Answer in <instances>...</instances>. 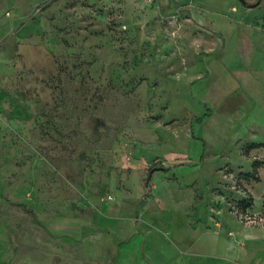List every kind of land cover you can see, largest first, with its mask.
I'll return each instance as SVG.
<instances>
[{
  "label": "rangeland",
  "instance_id": "rangeland-1",
  "mask_svg": "<svg viewBox=\"0 0 264 264\" xmlns=\"http://www.w3.org/2000/svg\"><path fill=\"white\" fill-rule=\"evenodd\" d=\"M246 1L31 0L0 36V264L236 235L264 176V0Z\"/></svg>",
  "mask_w": 264,
  "mask_h": 264
},
{
  "label": "crops",
  "instance_id": "crops-1",
  "mask_svg": "<svg viewBox=\"0 0 264 264\" xmlns=\"http://www.w3.org/2000/svg\"><path fill=\"white\" fill-rule=\"evenodd\" d=\"M12 1L17 10L16 19L13 20V22L0 19V36H9V34L14 31V26L12 27V24L21 21V19L25 17L24 15H26V12H29L33 6L31 0ZM6 15L12 16L13 14L8 10ZM259 178L257 182L244 179L245 181L243 183L245 184V188L238 189L239 192L241 191L244 194L243 196L240 194L237 205H241L240 199L245 200L242 201L241 208L251 213L264 215V186L262 185L264 176L260 174ZM245 203L247 204L245 205ZM239 218L245 225H234L236 231L235 236L230 230L227 233V238H217L212 244L199 239L187 241L186 245H189L191 249L190 251L183 250L184 255L177 257L164 255L156 261L151 257L149 258L147 255L145 256V254H141L137 249L135 253H131V249H120L118 259L120 262H123V264H264V222L251 223L242 219L240 215ZM220 224V230L224 229L227 231L230 229L228 228L229 225L224 227L225 225L221 222ZM220 230H216L217 234L221 233ZM200 245L215 246L220 252L212 254L207 251H202L197 248V246ZM122 246L121 244V247ZM137 246L138 245H136V247ZM224 251L227 253H224Z\"/></svg>",
  "mask_w": 264,
  "mask_h": 264
},
{
  "label": "built area",
  "instance_id": "built-area-1",
  "mask_svg": "<svg viewBox=\"0 0 264 264\" xmlns=\"http://www.w3.org/2000/svg\"><path fill=\"white\" fill-rule=\"evenodd\" d=\"M109 198H113V196L110 195ZM239 215L242 219L251 223L264 222V215L251 213L244 208H242V213L241 214L239 213Z\"/></svg>",
  "mask_w": 264,
  "mask_h": 264
},
{
  "label": "water",
  "instance_id": "water-1",
  "mask_svg": "<svg viewBox=\"0 0 264 264\" xmlns=\"http://www.w3.org/2000/svg\"><path fill=\"white\" fill-rule=\"evenodd\" d=\"M241 1H242L243 3H245V4L247 3V1H246V0H241Z\"/></svg>",
  "mask_w": 264,
  "mask_h": 264
},
{
  "label": "trees",
  "instance_id": "trees-1",
  "mask_svg": "<svg viewBox=\"0 0 264 264\" xmlns=\"http://www.w3.org/2000/svg\"><path fill=\"white\" fill-rule=\"evenodd\" d=\"M247 203H245V205H246Z\"/></svg>",
  "mask_w": 264,
  "mask_h": 264
}]
</instances>
